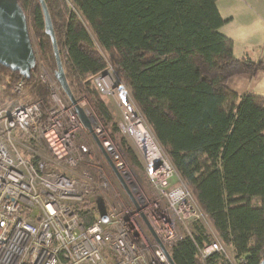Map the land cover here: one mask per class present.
Here are the masks:
<instances>
[{"label": "trees", "instance_id": "1", "mask_svg": "<svg viewBox=\"0 0 264 264\" xmlns=\"http://www.w3.org/2000/svg\"><path fill=\"white\" fill-rule=\"evenodd\" d=\"M16 1L53 73L56 63L38 0ZM43 1L74 99L89 101L106 125H113V139L121 142L93 83L95 76L112 68L211 225L214 236L205 222L192 225L191 236L171 248L173 264H202L197 247L216 239L234 260L214 253L204 264H260L264 95L240 96L228 81L255 75L264 70V62L234 57L231 39L220 32L226 21L217 0ZM35 70L23 79L0 65V103L13 100L12 88L22 81L33 97L48 104V92L36 81ZM120 146L132 166L142 170L136 149L139 158ZM81 221L88 225V215Z\"/></svg>", "mask_w": 264, "mask_h": 264}, {"label": "built area", "instance_id": "2", "mask_svg": "<svg viewBox=\"0 0 264 264\" xmlns=\"http://www.w3.org/2000/svg\"><path fill=\"white\" fill-rule=\"evenodd\" d=\"M103 76L93 79L95 88L113 95ZM35 79L48 104L27 99L32 90L22 81L13 100L0 103V264H171V248L206 218L130 101L118 91L121 109L133 111L138 125L126 117L117 129L131 137L148 190L110 131L88 113L86 99L75 102L89 128L55 79ZM230 252L218 239L197 247L202 264Z\"/></svg>", "mask_w": 264, "mask_h": 264}, {"label": "water", "instance_id": "3", "mask_svg": "<svg viewBox=\"0 0 264 264\" xmlns=\"http://www.w3.org/2000/svg\"><path fill=\"white\" fill-rule=\"evenodd\" d=\"M38 2L43 14L44 31L50 39L54 60L56 63L54 78L69 101L75 105L76 113L82 120L83 124L86 126V128H89L86 116L84 115L82 109L76 106L75 99L68 87L59 58L58 48L46 5L43 0H38ZM0 65L9 68L13 72H18L23 79L29 78L31 71L36 67L35 55L29 35V26L27 24L24 12L16 0H0ZM105 74L107 73H102V75ZM98 147L107 160L110 168L114 171L113 165L105 153H103V150L99 144ZM116 177L120 185L127 192L121 177L117 173ZM170 261L171 264H173L171 259ZM260 264H264V260H262Z\"/></svg>", "mask_w": 264, "mask_h": 264}, {"label": "crops", "instance_id": "4", "mask_svg": "<svg viewBox=\"0 0 264 264\" xmlns=\"http://www.w3.org/2000/svg\"><path fill=\"white\" fill-rule=\"evenodd\" d=\"M217 9L226 21L220 32L231 39L232 53L236 58H246L252 62H264V0H217ZM243 84L235 82V93L242 96L257 91L252 79L243 78Z\"/></svg>", "mask_w": 264, "mask_h": 264}, {"label": "rangeland", "instance_id": "5", "mask_svg": "<svg viewBox=\"0 0 264 264\" xmlns=\"http://www.w3.org/2000/svg\"><path fill=\"white\" fill-rule=\"evenodd\" d=\"M29 34H30V39H31V44H32V47H33L34 55H35V62H36V65H37V69L35 70L34 74H42V75L43 74H47L49 76V78L55 79L54 78V72L55 71L52 73L48 69L47 58L45 57V55H44V53H43V51L41 49L40 43L36 39L34 33L31 32V30H29ZM108 70L109 71H105V73H107L108 75L105 74L103 77H105V80L107 81V84L110 83L111 84L110 85L111 88H115L116 91H115V93L113 95L112 94H110V95H103L102 94V96H103V101L105 102V104H106V106L108 108V112H109V114L111 116V123H114L115 125L117 124V126H118L121 122L125 121L126 117L130 120V116H131V111H128V110L125 111L124 109H121L120 102L117 100L118 97H119L118 91H119L120 94L123 93L127 97L128 101H130L131 108L135 112V115L138 116L137 119L140 120V118H139L140 116H139V113H138L137 109L135 108V106L131 102L128 94L125 91V89L119 83L116 75L114 74V71L110 67H109ZM243 78L252 79L255 89L257 91H261V92L264 93V70H259L253 76H236V77H233V78H231L229 80L230 87L233 88L235 86L234 84H235L236 81H239L240 84L242 85L243 84V81H242ZM76 92L78 94V91H76ZM26 98L30 100V99H33V96L31 94H28V95H26ZM86 108L88 110V113L97 120V123L102 125L105 128V130H109L111 132V138H112L113 142L118 143V144L119 143L122 144L124 149L126 151L130 152V155L132 157H134V158L138 157L136 152H135V147H134V145L132 144V142L129 139V138H131L130 136H128V135L124 136V135H120L119 134L120 137L119 136L118 137L122 138V141L121 142H116L113 139V135H112L113 134V132H112V126L113 125L107 126L106 123L99 117V115L93 109V107H92L91 103H89V101H88V104H87ZM108 123H110V122H108ZM126 157H127L128 162H129V170L138 177V181H139L141 187L144 190H148V182L146 180H144L143 171L132 166V164H131V162L129 160V156H128L127 152H126ZM141 166H144L142 160H140V167ZM177 176H178V174H177ZM171 181H172V183H175L176 178H173ZM205 226H206L207 230L212 232L211 225H210L209 222L205 221ZM231 255L232 254H228V257H231Z\"/></svg>", "mask_w": 264, "mask_h": 264}, {"label": "bare ground", "instance_id": "6", "mask_svg": "<svg viewBox=\"0 0 264 264\" xmlns=\"http://www.w3.org/2000/svg\"><path fill=\"white\" fill-rule=\"evenodd\" d=\"M120 95V94H119ZM130 121L133 122L132 125L134 127H136L138 125L137 121H136V117L134 116V112L131 111V116H130ZM142 132H144L143 129H141Z\"/></svg>", "mask_w": 264, "mask_h": 264}]
</instances>
